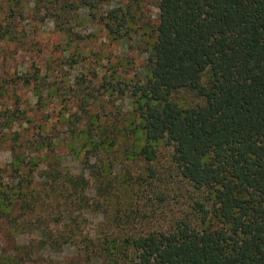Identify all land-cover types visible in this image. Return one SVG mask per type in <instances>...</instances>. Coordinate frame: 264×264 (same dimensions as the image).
<instances>
[{
  "label": "rangeland",
  "instance_id": "obj_1",
  "mask_svg": "<svg viewBox=\"0 0 264 264\" xmlns=\"http://www.w3.org/2000/svg\"><path fill=\"white\" fill-rule=\"evenodd\" d=\"M158 3L0 0V264H131L130 236L222 225L171 145L142 152Z\"/></svg>",
  "mask_w": 264,
  "mask_h": 264
},
{
  "label": "trees",
  "instance_id": "obj_2",
  "mask_svg": "<svg viewBox=\"0 0 264 264\" xmlns=\"http://www.w3.org/2000/svg\"><path fill=\"white\" fill-rule=\"evenodd\" d=\"M158 9L150 76L136 89L142 152L152 160L154 142L171 145L181 174L212 193L204 216L222 225L183 219L130 236L131 264H264V0H159ZM180 88L204 103L179 107Z\"/></svg>",
  "mask_w": 264,
  "mask_h": 264
}]
</instances>
